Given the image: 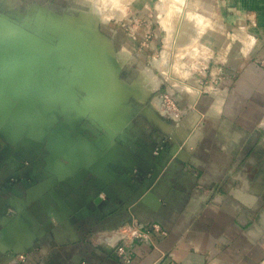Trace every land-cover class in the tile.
Segmentation results:
<instances>
[{"label": "crops", "instance_id": "obj_1", "mask_svg": "<svg viewBox=\"0 0 264 264\" xmlns=\"http://www.w3.org/2000/svg\"><path fill=\"white\" fill-rule=\"evenodd\" d=\"M8 1L62 16L79 9V0ZM152 3L130 0L125 10L134 12L119 20L127 24L103 32L126 57L136 49L129 66L145 68L156 48V33L137 24ZM205 15L204 56L191 53L173 78L162 76L178 115L172 127L167 108L157 110L162 128L133 105L121 124L100 126L55 100L51 127L47 112L35 113L14 139L0 107V264H121L111 251L131 217L165 236L151 237L156 249L135 244L130 264H154L162 253L175 264H264V0H212ZM163 129L194 130L169 149L158 143ZM72 136L95 153L91 164L71 151Z\"/></svg>", "mask_w": 264, "mask_h": 264}, {"label": "rangeland", "instance_id": "obj_2", "mask_svg": "<svg viewBox=\"0 0 264 264\" xmlns=\"http://www.w3.org/2000/svg\"><path fill=\"white\" fill-rule=\"evenodd\" d=\"M129 1L130 0H79L78 11L81 13V17L78 18V14L73 15L77 18L76 23H74L71 31L64 32V30H62L63 32H60L61 36L56 31H52V29L46 34L42 29L37 28L32 24L28 15L30 12H33V9L35 8L29 9L27 7L25 11L22 9L17 13L19 16L16 17L18 21H15V23L11 20L7 21V11L3 8L6 6L0 3V44L5 46L11 45L13 42L18 43L20 47L25 49L28 46L22 45L21 43L26 42L25 39L29 35L25 32L28 30L30 32L29 37L38 42L37 48L44 51L43 56H45V59H43V62L48 64L49 67L51 66L53 70H56L57 66L59 73L62 76V81H65L63 84L60 83L58 88V94H60V97L62 96V92L65 93V95L70 94L73 85L76 86V99L73 100L69 98V101L64 103L65 106L68 104L76 109L77 106L79 107L80 103L83 104V102H85H82V98L86 96L85 92L87 93V91L89 92L91 89H101V87L106 84L113 94L116 93L118 95L119 93L121 100H124V98L128 96H133L136 93L135 91L138 90V93H140L142 98L133 97L144 102L150 93H152L144 104L134 98H130L124 102L122 101L125 107L133 105L135 108L145 109L147 113H149L150 108L154 106L159 107L158 103L159 105L162 104L160 105L162 107H159V109L165 108L164 104L160 103L161 96L168 94L169 92V85L163 80L164 76L172 77L175 72L179 73L181 70H178L176 65L181 59L182 61H187L188 55L193 54L195 58L204 56L203 51L199 48L198 37L199 33L203 30L204 25L207 27L210 24V22H206L205 14L210 11L212 0H153L152 5H149L148 8L144 9L145 14L143 15L145 19L138 21L137 23L139 25V31H142L144 27H148L151 32H154L152 34L156 33L158 39L154 51H147L145 53L148 57V64L145 66V68L147 67V70L144 67H136L135 64L133 65L134 62H131L132 66L127 65L129 61H132V59L135 58L134 54H136V49L133 52H127V55H130L129 57L123 55L124 53L118 51L119 49L116 48L113 50V53L112 51L110 52V46H108V41H110L109 37L107 38L103 34L105 29L115 30L117 28L119 29L122 23L127 24V21H125L126 18L121 22H119V20L124 16V11H126L127 14L130 13V11L134 12L132 11V5L134 3L131 6H128V11L125 10ZM155 4H157L156 7ZM111 17L118 21L110 20ZM37 18L38 25L41 22H45V18ZM34 24L36 25L35 22ZM63 24L59 25V27L64 28L65 26H63ZM93 29L95 31L91 32ZM23 30H25V32ZM95 32H98L100 37L95 34ZM149 39H151V37ZM110 55L117 61V66L110 64ZM152 56L156 57L152 59ZM122 63L124 66H121L118 79H122L124 82L121 81L126 85L121 84L115 79V75L120 68L119 65ZM156 65L159 66L161 70H159ZM151 72L154 75L153 78L162 83L159 85L160 87L158 90H154V84H152L154 86L153 88H150V85L148 86L146 84L147 82L150 81L151 83L152 81ZM143 74L145 75V85L142 84V87L137 86L138 89L133 86V89H131L130 86H132L134 82H138V79H140ZM0 75L3 77L2 80H0V91L9 94L10 97L15 96V93L13 92L15 89H13L9 81L6 80V78L11 75V72L10 75L6 74V78L2 73ZM3 81L8 82L3 83ZM29 81L30 79L28 81L26 79L23 81L21 80V82L16 83V86L19 87L18 89L24 88L31 90L33 89V85L32 87H29ZM66 82L69 84H66ZM84 86H86V89L83 88ZM107 93L108 91H106L105 94L99 93V95H102L103 99L98 96L97 100L99 102H97L107 109H101L99 113L103 114V118H108V120L112 121L113 116H109L110 110L113 109L112 113L114 114L122 103L114 100V98H112L114 95L112 96L110 93ZM39 94L40 95L35 97L37 103L40 101L42 95L41 91ZM25 97L24 100L26 102L31 99L29 96ZM109 98L112 100H108ZM92 99H94V97H92ZM0 100H3L6 104L4 106L2 104V108H6V106L10 108L7 113V115L9 114L6 121L7 127H4V129L6 134L14 139H18L25 135L26 132L24 127H27L28 124L31 123V116L45 108L40 105L38 110L35 109L32 111L26 107L25 102L24 105H20L17 102H13L8 96L6 98L0 97ZM112 101L116 104L119 103V106H116L113 103L110 104ZM83 107L87 108V105L85 104ZM118 116L122 118L121 114ZM87 117L89 118V116ZM49 119L50 116L48 117V120ZM101 121L104 122L103 120ZM31 127L39 128V126H30V128ZM31 130L33 129L31 128ZM35 133L38 136H41V133H38L37 131ZM262 133L264 135V125Z\"/></svg>", "mask_w": 264, "mask_h": 264}, {"label": "water", "instance_id": "obj_3", "mask_svg": "<svg viewBox=\"0 0 264 264\" xmlns=\"http://www.w3.org/2000/svg\"><path fill=\"white\" fill-rule=\"evenodd\" d=\"M33 8H35V9H33ZM33 8H31V9H33L34 11L32 10L33 12H30V14L28 15L29 20L32 21V24L35 27L42 29L46 34H48L49 31L52 29V31L53 30L56 31L61 36V33L63 32L62 30H64V32L65 31L66 32L67 31H71L72 28H73V26H74V23H76V21H77V18L74 17V16H71V15H67V16L64 15V16H62V15H57V14H55L53 12H50V11L46 10L45 8H41V7H33ZM76 14H78V18L81 17V13L79 11H77ZM37 17H43V18H45L44 19L45 22H41L38 25V23H37L38 18ZM34 22L36 23L37 26L34 24ZM62 24H63V26H65L64 28H66V27L67 28L66 29L60 28L59 25H62ZM94 31L95 30L93 29V31H91V32H94ZM95 34H97L100 37V34L98 32L97 33L95 32ZM23 41H21V42H23ZM25 41L26 42L21 43L22 45H27L28 46L25 49L22 48V47H20V45L18 43H13L14 44V50H15L14 51L15 52L14 59L16 61H18V60L22 61V62H20L21 64L17 65V72L15 73V75L17 77L16 79H18L19 82H21V80L23 81L24 79H26L27 81L30 79L29 83L31 82L33 84V87H32L33 89H31V90L24 89V88L18 89L19 87L16 86L15 91H13L15 93V96H13V97H10L9 94L4 93V92H1V91H0V93H2L3 95H5L6 97L8 96L13 102H17L18 104L24 105V102H25L26 105L28 104V106L30 108H33V110H35L36 105H37V101L35 100V97L38 96V95H40L39 94L40 93V89H39L38 86H39V84L41 85L42 82L44 83V81L42 79V76L44 74H41V71L40 70H36L35 68L36 67L37 68L38 67H44V65H46V63L43 62V59H45V56H43V52L44 51L39 50V48H37V46H38V42L37 41H35L34 39H31V40L25 39ZM43 46H45V45H43ZM108 46H110L109 47L110 52L112 51V53H113L114 48H113V46H112V44H111L110 41H108ZM109 57H111V59H109V61L111 62L110 64L117 66L118 65L117 61L114 58H112L111 55ZM23 62H30L32 64H25ZM119 66H120V68L118 69V71H117V73L115 75V79H117L116 81H119L121 84L126 85L125 83H123L121 80L118 79L122 64H120ZM0 77H2V76L0 75ZM107 86L108 85L105 84V86L101 87V89H96V90L95 89H91V90H89V92L88 91H87V93L85 92V95L86 96H84L82 98V102L83 101H85V102H83V104H81V103L79 104V107H80L79 109H80L81 115L82 116L83 115L84 116L85 115L86 116H89L90 119H93L95 121V123L99 124L100 126L121 124L123 122V119L120 118L118 115H120V114L122 115V112L123 111L128 110L130 108V105L128 107L127 106L125 107L123 105V102L126 101V100H129L130 98H134L133 96H128V97L124 98V100H121V98L119 97V93H118V95L116 93L113 94L111 92V90L109 89V87H107ZM29 87H31V86L29 85ZM83 88L86 89V86H84ZM106 91H108V93H110V95H112V96L114 95V97H112V98H114V100H117V101H119V103L120 102L122 103L120 105V107L117 108V110H116V112L114 114L112 113V110L113 109L110 110V115L109 116L110 117L113 116L112 117L113 118L112 121L111 120H108V118H103V114L102 113H99V111L101 109L107 110V109H105L103 107V105H101L100 103L98 104L99 101L97 100L98 96L100 98H102V95H99V93L100 94H102V93L105 94ZM151 94L152 93H150V95ZM26 95L31 98L27 102L24 100V96H26ZM150 95L147 97V99L144 102H142V101H140L139 99H136V98H134V99L139 100L142 104H144V103L147 102V100L149 99ZM91 96L94 97V99H92ZM108 100H112V99L109 98ZM161 102L162 101H160V103ZM111 103L115 104L116 106H119L118 105L119 103L116 104L113 101L110 102V104ZM85 104L87 105V108L83 107V105H85ZM160 105H162V104H160ZM160 105L158 104L159 107H162ZM154 107H152V108L149 109L150 116L152 117V120L154 121V123L156 125H158L160 128H162V127H164L163 125L166 124V119L163 116H161L160 114H158L157 110L159 109V107H157V106H154ZM99 116L102 117V118H100ZM101 120H103L104 122H102ZM161 121H162V124L163 125L161 124ZM168 122L171 124L172 123V120H168ZM167 133L168 132H166L164 130L163 137L158 142L161 145V147H163V148H166L167 147V148L170 149L172 147V145H174V147L176 146V148L177 147L179 148L180 138H178L176 136L175 137H173V136L171 137ZM81 156L83 158V163H84L83 165H87V163L88 164H91V162H93L94 159L96 158L95 153H94L93 157L91 158V160L87 159V157L85 155H81ZM131 220H132V217L128 221V223H127L126 226L130 225ZM138 243L139 242H136V244H138ZM111 255L119 263H121L120 260L117 259L116 256L113 254V251H111ZM16 256L17 255H14V256L11 255L10 256V259L12 260Z\"/></svg>", "mask_w": 264, "mask_h": 264}, {"label": "flooded vegetation", "instance_id": "obj_4", "mask_svg": "<svg viewBox=\"0 0 264 264\" xmlns=\"http://www.w3.org/2000/svg\"><path fill=\"white\" fill-rule=\"evenodd\" d=\"M0 3H2V5L6 6L3 8L7 11L6 12V17H7L6 19H8L7 21L11 20L13 23H15V21H18L16 17L19 15L17 13H19L22 9H23V11H25V9L29 6L28 4H26L24 2H22L21 4L17 3L15 6H13L11 4V2L8 0H0ZM23 31L25 32V30H23ZM27 32H25V33L30 36V32L28 30H27ZM8 34H10V33H8ZM29 36H27V38H26L27 40H31V38ZM7 37H8V35H7ZM14 55H15V53H14L13 42L11 43V45H5V46L0 44V74L2 73L6 77V74L11 72V75L8 76V80L10 81L9 83L12 85L13 89H16V83L17 82L19 83V81H18V79H16L17 77L15 75V73L17 72L16 66L21 64L20 62H22V61H20V60H18L19 62L16 61L14 59ZM23 63L32 64L30 62H23ZM38 68L36 67L35 69L40 70L41 74H44L42 76L44 83L42 82L41 85L39 84V89H40L42 95H41L40 101L37 103L35 109L38 110L40 108V105H42V103H44V105H42V107L44 106L45 108L42 111H44L45 113L47 112L46 113L47 114L46 120H47V122L49 121V124H47L46 127L47 126L51 127V125L57 119V115H56L57 113L55 111V107H56L55 100L57 101V103L60 100V102L63 104V107H65V109H67V110H69L70 107H72V108H74V107L69 106L68 104H67V106L64 105L65 102L67 103L69 101L68 98H70L71 94L65 95V93L62 92L61 97H60V94H58V88L60 86V83L63 84V82H65V81H62V79H61L62 76L59 73L58 67L56 66V70H53L51 68V66L49 67L48 64H46V65H44V67H38ZM0 80H2V77H0ZM28 84L31 87L33 85L31 82L30 83L28 82ZM66 84H69V83L66 82ZM75 89H76V86L73 85L71 92H75ZM0 97L6 98V96L3 95L2 93H0ZM0 103H1L0 104L1 108H2V104H3V106L6 105L3 100H0ZM57 107H58V105H57ZM2 109L9 110L10 108H8L6 106V108L4 107ZM42 111H39V112L35 111V112L41 113ZM49 116H50V119L48 120ZM70 139H71L70 140V143H71L70 149L74 154L77 153V155H79V151L81 149L83 151H86L85 147L79 145V144H82L83 142L80 143L81 141H79L74 136L70 137ZM12 218H14V217L10 211V213H8V216L6 217V221L12 220Z\"/></svg>", "mask_w": 264, "mask_h": 264}, {"label": "built area", "instance_id": "obj_5", "mask_svg": "<svg viewBox=\"0 0 264 264\" xmlns=\"http://www.w3.org/2000/svg\"><path fill=\"white\" fill-rule=\"evenodd\" d=\"M160 101H162L161 103L164 104L165 108L169 109L170 112H173V113L168 112L169 113L168 120H172V119H175V117H178L176 112L174 113L175 104L173 103L172 99L169 97L168 94L162 95ZM193 111H195V110H193ZM196 114L199 118L200 113L196 112ZM199 120H200V118H199ZM179 123H180V121H179ZM171 125L174 126L173 120H172V123L170 124V126ZM180 129H181V127H179V129H177L178 133H181ZM193 130L194 129H192L190 132H187V134L184 133V134H186L184 137L182 134H180V136H178V138H180V145H179L178 149L182 148L184 145L187 144L188 138H189V136H191ZM167 134H169L171 137L176 136L175 133H171V132H169ZM160 149H162V148L161 147L157 148L155 150V153L158 152ZM79 154L85 155L87 157V159H89V160H91V158L94 155L93 152H91L90 150H87V149H86V151H83L81 149L79 151ZM164 236H165V232L161 229V227L158 224H154V223L139 224L138 222H136L132 218L130 225L124 227V229H123V234H122L123 239H121L120 243L118 245H116L112 251H113V254L116 256V258L119 259L122 264H130V262L132 260V248L134 247L136 242H146L149 245H151L154 249H156L155 246L153 245L151 237L160 238V237H164ZM17 258L20 261L23 260V256H18ZM154 264H175V263L170 261L167 258V256L162 253V254H160V257L158 258V260Z\"/></svg>", "mask_w": 264, "mask_h": 264}, {"label": "bare ground", "instance_id": "obj_6", "mask_svg": "<svg viewBox=\"0 0 264 264\" xmlns=\"http://www.w3.org/2000/svg\"><path fill=\"white\" fill-rule=\"evenodd\" d=\"M179 16H180V15H179ZM166 17H167V16H166ZM170 33H171V32H170ZM8 74L10 75V72H9ZM4 77H5V76H4ZM2 78H3V77H2ZM5 78H6V77H5ZM144 78H145V75L143 74V76L140 77V79H138L139 81H138V82H137V81L134 82L135 85L133 84L132 86H130V88L133 89V86H134V88H135V87H137V86H140L141 84L146 83V81H144ZM6 80H8V78H6ZM147 80H148V79H147ZM8 81H9V80H8ZM8 81H7V82H8ZM7 82H4V81H3V83H7ZM9 82H10V81H9ZM153 82H154V81H153ZM140 83H141V84H140ZM151 83H152V82H151ZM151 83H150V81H149V82H147L146 84H147V85L149 84V85H150V88H153L154 86H153ZM0 85H1V84H0ZM149 85H148V86H149ZM155 85H156V84H155ZM123 89H124V88H123ZM123 89H122V90H123ZM125 91H126V89H125ZM7 92H8V91H7ZM127 94H128V93H127ZM134 95H135V94H134ZM136 97H137V96H136ZM141 98H142V97H141ZM20 105H21V104H20ZM27 106H28V105H26V107H27ZM21 107H23V106H21ZM27 108L33 111V108H30L29 106H28ZM41 108H42V107H41ZM21 117H22V116H21ZM21 119H22V118H21ZM23 122H24V121H23ZM23 122H22V123H23ZM11 123H12V122H11ZM6 127H7V126H6ZM7 129H8V128H7ZM17 129H18V128H17ZM19 137H20V136H19Z\"/></svg>", "mask_w": 264, "mask_h": 264}]
</instances>
